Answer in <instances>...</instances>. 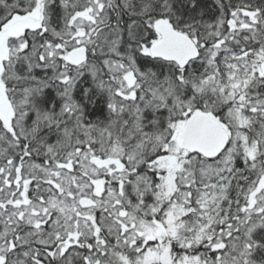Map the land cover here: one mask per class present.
<instances>
[{
    "label": "snow or ice",
    "instance_id": "6c2138e0",
    "mask_svg": "<svg viewBox=\"0 0 264 264\" xmlns=\"http://www.w3.org/2000/svg\"><path fill=\"white\" fill-rule=\"evenodd\" d=\"M0 264H264V0H0Z\"/></svg>",
    "mask_w": 264,
    "mask_h": 264
},
{
    "label": "trees",
    "instance_id": "16d2710c",
    "mask_svg": "<svg viewBox=\"0 0 264 264\" xmlns=\"http://www.w3.org/2000/svg\"><path fill=\"white\" fill-rule=\"evenodd\" d=\"M208 3L211 4L212 3V0H208Z\"/></svg>",
    "mask_w": 264,
    "mask_h": 264
},
{
    "label": "rangeland",
    "instance_id": "374dc122",
    "mask_svg": "<svg viewBox=\"0 0 264 264\" xmlns=\"http://www.w3.org/2000/svg\"><path fill=\"white\" fill-rule=\"evenodd\" d=\"M237 2H242V0H237Z\"/></svg>",
    "mask_w": 264,
    "mask_h": 264
}]
</instances>
